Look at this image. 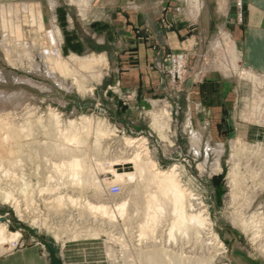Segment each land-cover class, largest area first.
<instances>
[{
	"label": "rangeland",
	"instance_id": "1",
	"mask_svg": "<svg viewBox=\"0 0 264 264\" xmlns=\"http://www.w3.org/2000/svg\"><path fill=\"white\" fill-rule=\"evenodd\" d=\"M92 2L87 11L82 13L81 6L75 0H0V5L3 4L0 8L4 12V14L0 13V121H3L1 113L10 112L9 114L12 113L14 116L16 112L14 119L17 118L16 122L26 128L21 142L22 147L17 152L19 166L11 173L9 172L10 174L5 173V167L0 169V190L3 188L5 192L13 196L9 201L3 200L0 195V222L6 224L9 231L20 233V237L13 239L14 241L10 244L1 246L0 264L11 255L22 253L34 246L41 247L45 256L49 258L50 252L44 243L56 252L64 264H142L143 261L138 257L139 249L151 242V238L147 237L143 239L146 244L143 240L139 241L137 226L140 215H143L142 208V211L139 210L138 215L135 214L134 219H131L133 222L127 218H123L125 220L122 221L123 219L120 218L113 223L114 226H111L107 220L103 223L99 211L89 209V215H85L89 222L84 221L85 224L88 225L91 221L97 225H105L102 228L95 227L100 233L99 237H93L91 232H84L81 234L83 238L72 239L70 230L73 225L71 224L76 220L79 221L78 211L82 207L78 204L70 205L65 198L68 204L66 213L70 217L69 220L65 218L61 222L62 215L58 214L60 206L57 209L58 212L54 211L56 210L54 208L58 206L56 202L52 204L54 198L51 199L52 194L47 190L49 177L57 175L54 173L52 163L65 161L56 155L53 144H63L64 140L60 135V138L47 135L46 129L37 128L33 122L27 123L30 119L34 122L43 119L42 121L47 125L52 115L57 116L55 118L60 123L62 131L68 130L73 122L74 128L80 131L79 135L85 138L88 145L85 144L82 148L85 149L86 158H88L86 162L90 167V178H93L91 182L100 184L111 193H117L120 190V193L114 196L115 198L109 200L110 202L111 200H130L137 185L136 182L122 185L121 182L115 181L113 169L120 172H132L134 169L131 165L112 164L111 158L124 148V140L144 138L141 140L143 142L139 141L142 144L141 150L147 147L149 157L157 163L159 169L169 170L178 166V178L181 185L199 198L198 202L201 203L202 210L208 213L210 222L212 221L210 236L214 237L215 234L218 237L219 242L225 246V253L223 251L216 253L207 248L206 252H202V249H198L199 245L194 248L193 239H185V237H179L180 235L175 237V241L174 238L170 241L167 238L169 237L167 222L158 226L153 236L158 247L162 248L165 245V248L170 249L173 246L172 249L180 253L181 251L187 253L193 251L195 254L198 252L196 255L194 253L191 255L209 261L208 264H237L233 257L242 259L243 264H264V228L259 229V239L258 234L257 238L256 234L244 230L237 224H232L235 209L239 207L242 200L238 199L239 205L232 204L229 183V172L232 167L230 158L233 153L231 143L237 139L245 140L254 149L249 158L254 156L252 160L259 163V165L255 164L259 174L257 177L253 175L254 180L247 181V191L253 198L255 197L254 207L250 208L248 215L259 210V203L264 204V125L259 121L264 119V75L254 73L253 79L247 77L240 79L236 71L232 75H226L221 71L223 67L219 68L220 64H224L221 50H219L212 58H207L206 62L203 60V63L208 66L205 68H208V71L212 69V74L203 80L206 83V79H219L220 75L224 77L233 91L234 105L231 109L223 110L220 115H210L209 109L203 108H193L192 114L187 105L185 91L187 79L195 72L194 59H191L186 51L168 53L164 58L167 65L160 67L159 71L166 81L163 90L166 97L159 95L146 103L143 101L134 103L131 99L123 98L116 90L118 73L113 65L114 59L108 55L109 47L95 46L86 39V42H83L80 35H77V32L79 30L81 32L82 29L79 23L87 19L91 9L96 13L89 18L107 22L106 14H103L105 10L101 5L103 0ZM234 3L239 11V17L242 18L244 0H234ZM9 4L16 5L14 8L11 7L13 11L17 10V12L14 11L15 15L7 14ZM191 6L194 7L192 4ZM15 27H19L18 30ZM87 27L90 31L98 33L97 25L90 24ZM141 33V30L136 31L137 36ZM49 53L53 59L54 55L60 54L66 65H72V57L75 55L86 59L92 54L106 56L107 64L94 70L101 75V78L88 75L85 79L81 76L85 75L84 70L72 71V75L54 71L47 60ZM174 60H179L181 63L178 66L174 65ZM238 65L240 69L244 68L241 61ZM76 77L81 86L75 83ZM201 77L199 76L198 80ZM199 86L201 87L202 84ZM252 109L258 112L256 113L258 115L254 116L256 123H252V120L245 115L253 113ZM164 110L168 113L166 116L162 115ZM156 115L160 117L158 121L160 128L159 124L158 126L154 124ZM99 132L104 133L101 139V150L96 152L93 149L92 151L89 145L96 142L98 139L96 134ZM70 147L79 148L75 143ZM222 148L223 153H221ZM135 149H127L129 151L127 155ZM246 157L241 156L243 159L241 173L247 176L251 173L246 170L248 168L245 164ZM218 159H220V172L216 170ZM58 176L57 178L61 177ZM66 176L63 180L58 179L61 185L66 180ZM23 181L30 185L26 194L21 186ZM70 187L69 191L62 187V190L66 191L65 197L78 196V190H74L76 193L71 195L73 188ZM92 191L91 189L83 193L82 203L86 202V199H92ZM50 203L55 207L51 208ZM17 209H20L19 212ZM96 218L97 221H95ZM91 219H95L94 222ZM66 220L70 224L69 230H66L65 234L62 230L57 237L56 231L61 230L60 226L63 222L65 224ZM108 232H112L117 241H112L106 234ZM137 240L139 244H136ZM158 242L164 243L161 245ZM260 242L262 246L259 245ZM75 245L79 248L78 257L85 260L77 261L70 258L67 251ZM211 252L214 254L212 255Z\"/></svg>",
	"mask_w": 264,
	"mask_h": 264
},
{
	"label": "bare ground",
	"instance_id": "2",
	"mask_svg": "<svg viewBox=\"0 0 264 264\" xmlns=\"http://www.w3.org/2000/svg\"><path fill=\"white\" fill-rule=\"evenodd\" d=\"M75 1L77 2V4H79L81 6L82 13H83V12L87 11L88 7L90 6L91 3H93L92 1H94V0H75ZM190 1L189 2L194 6L192 8L195 9L200 14V11L202 8V2H201L202 0L201 1L200 0H190ZM2 6H3V4L0 5V7H2ZM8 6L10 8H9V10L8 9L6 10V11H8L7 14H9V15L14 14L15 15L14 11L16 9H14V11H13L11 7L14 8V6H16V5L15 4H9ZM54 7H55V4H54ZM21 9H23V8H21ZM16 12H17V10H16ZM0 13L4 14V12L1 10V8H0ZM203 13H201V14H203ZM13 17H15V16H13ZM14 20L17 21L16 19H14ZM18 21H19V19H18ZM16 24H17V22H16ZM17 28H19V27H17ZM20 31H21V29H20ZM51 35L53 36V33H51ZM20 36H21V34H20ZM214 40L215 41L212 43L211 47H212V50L214 51L213 54L214 53L217 54L218 51L221 50L222 57L224 59V64L223 65L220 64L219 68L223 67L221 70L223 73H225L226 75L229 76V75H232L234 71H236L238 73L240 79H243L245 77L251 78V79L254 78L253 76H254L255 72H253L247 66L244 67L243 69L239 68L238 62L240 60V57L237 54L235 46L231 44L229 37L226 36L225 33L221 32L217 38L215 37ZM224 44H226V45H224ZM47 60L49 61L50 68H52L54 71L61 72V74L63 73L66 75L67 74L72 75L71 74L72 71L78 72V70H81V71L84 70L85 75H81V76H83L85 79L88 75L93 77V78L100 77L101 75L97 74V72L94 70L95 69L97 70L98 69L97 67H100L101 65L106 66V64H107L106 56L98 55V54H92L91 56L87 57L86 59L78 58L75 55L72 57V65L71 64L70 65L64 64L63 58L60 56V54L58 56L54 55V59H53V56L49 53L47 56ZM231 68L234 70H232ZM238 68H239V70H238ZM75 76H76V74H75ZM75 83H78V84L80 83V81L77 80V77H76ZM252 110H253L252 111L253 113L248 114L247 112H245V113H247L245 115H246V118L251 119L252 123H253V122H255L254 116H257L258 114L256 115V113H258V112H257V110L256 111L254 109H252ZM9 113L8 114H7V112L1 113V118L3 121H0V169H2V167H5L4 168L5 173H9V172L11 173V171L13 169H15V168H17V166H19L18 165L19 164V160H18L19 156H17L18 155L17 152H18L19 148L22 147L21 142H22V138L24 137V130L26 129L23 125L21 126V125H19L20 123L16 122L17 118L14 119L16 112L14 113V116L12 113L11 114H9ZM167 114H168L167 111L164 110L162 115L166 116ZM55 117H57V116L52 115L50 117L49 122L47 121L48 122L47 125H46V123H44L42 121L43 119L42 120L40 119V120L35 121V122L32 121V119H30L27 121V123L30 124L31 122H33L34 126H36L37 128L46 129L47 135L57 136V138L58 137L60 138V136H61V138H63V140H64L63 144L62 143L61 144H59V143L53 144V146L55 145L53 147V149L56 152V155H58L62 159H65V161H60V163H58V162L52 163L54 166L53 168L55 170L54 173H56L57 175H54V176L51 175L49 177V180H48L49 183L47 184V190H49L52 194L51 199L53 200V198H54L53 202L51 200H49V201H51L52 204L54 202H56L57 203L56 206H58V207L54 208L56 210H54V209L53 210L57 211V209L60 206L58 214L64 216V217L60 216L61 222L64 221L65 218L67 220H69V217H70V215H68V213H66V207L68 209V204L65 202V198L67 199L66 201H68L70 203V205L75 206L76 204H78V206L82 207V209H80V211H78V209H77V211L79 212V217H80L79 221L80 222L76 220L75 223L71 224V226L73 225V228L70 230V232L72 234L71 235L69 234V235L72 237L73 240H78V239L83 238L81 236V234H83L84 232H91L93 237H99L100 233H99L98 229H96L95 227L102 228L103 226H105L104 224H102V225H100V224L97 225L96 223L94 224L91 221L88 225L85 224L84 221L89 222L87 220V218L85 217L86 214L89 215V213H88L89 209H90V211L93 209H94L93 211H95V210H96V212L99 211L100 215H101L100 219L102 220V222L104 223V222H106L105 220H107V222H109L112 226L113 223L120 218L121 219L127 218V220L132 221L131 219H134L135 214H137L138 211L141 210V208H142L143 215L142 214L140 215L142 217V218L140 217L141 219L138 217L139 222H138V226H137V230H138V234H139L138 237L140 238L139 241H142L146 237L151 238L150 243H147L146 246H143L144 244L143 245L141 244L143 246V248H140V249L138 248L139 249V252H138L139 256L138 257L140 260L143 261L142 264H208L209 261H207V260H202V259L196 258V256H194L195 257L194 258L191 255V253L192 254L194 253L193 251L191 252L189 250L190 252H188V253L186 251L185 252L181 251V253H180L177 250L175 251L174 249H172L173 246L172 247L170 246L171 247L170 249L165 248L166 247L165 245H164L165 247L162 246V248L158 247V244L154 240L153 236L155 235L157 227L158 226L160 227V225H162L164 222H167L166 226L168 227L167 228L168 231L167 230L166 231H167V234L169 236L167 238H169L170 241L172 238H174L173 240L175 241V237L177 235H180L179 237H185V239L186 238L193 239L195 241L194 242L195 243L194 248L196 245H199L200 248H198V249H200V250L202 249V252H206L205 251L206 248L213 250V251H216V253L217 252L221 253V251H223V252L225 251V246L219 242L218 237L215 236V234H214V237L210 236V234H211L210 230L212 229L211 228V222L212 221L210 222L211 219H209L208 213L205 210H202V206H200L201 203L198 202L199 198L191 190H189L187 188L185 189L181 185V182L179 181V178H178V166H174V167L170 168L169 170L159 169L157 166V163L149 157L148 149H146L147 147L145 149L143 147V150H141L140 145H142V144H140V143L143 142L141 140H143L144 138L143 139L140 138L141 140H139V139L138 140H136V139L135 140H132V139L124 140L123 145H125V146L121 150L122 153H120L121 152L120 151L119 152L120 154L117 153L118 155L117 154H116V156L113 155L114 157L111 158V161H110V163H112V164L119 163V164L131 165L132 168L134 169V171H132V172H127V171L120 172V171L114 170V169L112 171L114 174V177H115V181L121 182L122 185H125L126 183H130V182H136V184H137L136 188H135V190L133 189L134 194L131 195L132 197L134 196V198L129 196L132 199V203H130L131 199L129 200L128 197H127L128 200H126V199L117 200V201L111 200V202H110L109 200L115 198L114 196L117 195L118 193H120V190L117 193H111L108 189H105L100 184L92 183L93 178H90L91 176L89 175L90 167L88 166V164L86 162V161H88V158H86L85 149L82 148L83 145L87 144L85 138H83L82 136L79 135L80 131L77 130L76 128H74L75 125L73 124V122L70 124V128L68 130L62 131L60 128V123L58 122L57 118H55ZM154 117H155L154 118V124H155V126H158V124H159L158 121H159L160 117L158 115H156ZM255 118L257 120V117H255ZM259 121H261L262 124L264 125V119L259 120ZM159 128H160V124H159ZM96 135H97L98 139L96 140L95 143H92L91 145H89V147L91 148L92 151L94 149V151L98 152L101 150V139L104 137V133L99 132ZM58 141H60V140H58ZM139 141H141V142L139 143ZM73 143L77 144L79 146V148H76V147L71 148L70 145ZM231 145H232L233 153H232L231 158H230V160L232 162V167H231V170L229 172V183H230V187H231L232 204L239 205L238 199L242 200L241 201L242 203L239 205V207L235 209V217L231 221H233L232 224L233 223L235 225L237 224V225L241 226L244 230H248L249 232H252L253 234H256V236H257V234L259 235V229L264 228V204L259 203V206H260L259 210L256 212H253V214L251 213L252 215H248V213L250 212L249 211L250 208L253 206V204L255 202V200H254L255 197L253 198V196H251V194L248 193L247 181L249 179L254 180L253 175H256V177H257V175L259 174V169H256L255 164L259 165V163L256 160H252V159H254L253 158L254 156L252 158H249L250 154H251L250 156H252L254 149L245 140H241V139L234 140V141H232ZM129 148L130 149L136 148V149L134 150V152L130 153V155L129 154L127 155V153H129V151L127 149H129ZM221 153H223V148L221 149ZM242 155L247 156L246 157L247 162L245 161L246 162L245 164H247L248 168H246V170H247V172L251 173L250 175L248 174L247 176H246V174L244 175L241 173V165L243 163L242 162L243 159L241 158ZM45 161H46V159H45ZM45 163H47V162H45ZM48 163H49V161H48ZM216 170L219 172L221 170L220 159L217 160ZM58 174L61 177H59ZM57 176L60 179L62 178V180L65 178L64 176H66V180H64L62 185L59 183L60 179L57 178ZM68 177H69V179H67ZM91 180H92V182H91ZM21 184H23L21 186H23L24 194L28 193V188L30 185L28 183H26L25 181H23V183H21ZM69 186H71L73 188V190L71 189L72 190L71 195L74 192L76 193V191H74V190H78L77 191L78 196L76 195L74 197L73 195L72 196L67 195L65 197L66 191H63L62 189L63 188L68 189ZM74 187L76 189H74ZM91 189L93 190L92 195H91L92 199L91 198H90V200L86 199V202L82 203V201L84 200L83 199L84 198L83 193L86 192L87 190L89 191ZM3 191L4 190L2 188L0 190V195H2L3 200H9L10 198L13 197V196H11L10 193L5 192V191L3 192ZM68 191H69V189H68ZM44 193H46V192L44 191ZM132 193H130V194H132ZM28 200H27V202H28ZM30 201H32V200L30 199ZM52 204H51V206H52ZM53 207H55V206H52L51 208H53ZM78 208H80V207H78ZM19 210H18V212H19ZM97 218H96V220L95 219H93V220L97 221ZM125 219H123L122 221H124ZM67 220H66L65 224L63 222V225L60 226L61 230L59 229V231H56L57 237H59V232H61L62 230L64 231V234L66 233V230H69L70 224L67 223ZM81 221H83V222H81ZM130 221H128V222L130 223ZM34 222L37 223L38 221H34ZM99 222H101V221H99ZM84 224L86 226H84ZM81 225H82V227H80ZM117 227H118V225H117ZM119 227H121V226H119ZM106 234L109 236V238L112 241H115L117 239V238H115V235L112 234V232H108ZM18 237H20L19 232L9 231L6 227V224H4L3 222H0V248L1 249H2V247H1L2 245L6 244V243L10 244V242L14 241L13 239H17ZM257 238H258V236H257ZM259 239H260V235H259ZM119 241H121V240H119ZM157 241H158V239H157ZM186 241L188 242V240H186ZM137 242H138V240H137ZM137 242H136V244H139V242L138 243ZM161 242H158V243L161 244ZM261 243L262 242H260V244H259L260 246H262ZM13 244H12V246H13ZM125 244H127V243H125ZM131 244H132V242H131ZM145 244H146V242H145ZM263 248H264V246H263ZM125 249H126V247H125ZM210 250H209V252H210ZM179 251H180V249H179ZM202 252L200 254H202ZM209 252H208V254H209ZM184 253H186V254L184 255ZM213 254L214 253H212V255ZM209 256H211V255L209 254ZM209 256H208V258H209ZM50 257H51V255H50ZM138 263H140V261Z\"/></svg>",
	"mask_w": 264,
	"mask_h": 264
},
{
	"label": "crops",
	"instance_id": "3",
	"mask_svg": "<svg viewBox=\"0 0 264 264\" xmlns=\"http://www.w3.org/2000/svg\"><path fill=\"white\" fill-rule=\"evenodd\" d=\"M189 1L103 0L107 22L89 18L96 13L91 9L87 19L79 23L82 29L77 35L83 42L109 47L108 55L114 59L118 73L116 90L134 103H146L159 95L166 97L163 92L166 81L160 67L167 65L164 58L168 53L186 51L194 59L195 67L185 91L190 113L193 114V108H203L209 109L210 115H220L234 105L233 91L221 75L204 82L212 73L203 60L206 62L215 55L212 43L215 35L217 38L223 32L235 46L244 67L264 75V0H244L242 18L234 0H200V14ZM90 24L97 25L98 33L88 29ZM137 30H141L140 36ZM199 76L202 77L198 80ZM69 249L70 258L85 260L78 257L77 245ZM1 264H51V260L41 247L34 246L11 255Z\"/></svg>",
	"mask_w": 264,
	"mask_h": 264
},
{
	"label": "water",
	"instance_id": "4",
	"mask_svg": "<svg viewBox=\"0 0 264 264\" xmlns=\"http://www.w3.org/2000/svg\"><path fill=\"white\" fill-rule=\"evenodd\" d=\"M45 246L48 248L50 255H51V264H63L62 261L59 259V257L56 255V252L47 244L44 243ZM234 251V249H233ZM234 262H236L237 264H243V260L242 259H236L233 257ZM237 260V261H236Z\"/></svg>",
	"mask_w": 264,
	"mask_h": 264
},
{
	"label": "built area",
	"instance_id": "5",
	"mask_svg": "<svg viewBox=\"0 0 264 264\" xmlns=\"http://www.w3.org/2000/svg\"><path fill=\"white\" fill-rule=\"evenodd\" d=\"M173 63H174V65H177L178 66L181 62L179 60L178 61L177 60H174Z\"/></svg>",
	"mask_w": 264,
	"mask_h": 264
}]
</instances>
